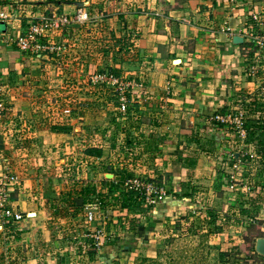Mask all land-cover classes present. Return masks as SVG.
Instances as JSON below:
<instances>
[{
  "label": "crops",
  "instance_id": "1",
  "mask_svg": "<svg viewBox=\"0 0 264 264\" xmlns=\"http://www.w3.org/2000/svg\"><path fill=\"white\" fill-rule=\"evenodd\" d=\"M76 7L83 8L90 20L55 32L61 41L59 56L57 52L19 51L15 40L30 21L43 14L71 15ZM0 12L8 16L0 20V175L20 169L10 168L9 156L26 157L28 153L9 147V140L16 144L30 141L34 148L31 154L46 156L45 168H21L24 177L13 186L18 196L12 206L22 214V220L15 224L26 230L22 238L20 233L14 234V244L23 245L31 236L42 238L29 246L31 250L40 246L41 251L36 248L26 256L20 252L26 264H134L137 253L156 255L165 246H153L145 235L140 236V246H133L139 231L135 225L127 229L126 223L139 219L145 227L154 222V230L162 232L163 240L169 213L178 219L191 208H196L197 214L219 208L228 224L235 221L230 229L235 234L241 225L255 221L262 222L264 228V208H258L264 205V198L260 192L254 194L255 190L264 191V165L259 163L260 157L264 161V150L257 144V127L264 126V0H0ZM249 33L260 42L263 39L261 50L249 52L252 47L248 41L254 40L247 37ZM234 36H241L243 42L233 44ZM80 37L98 42L95 48L105 44L112 56L106 60L92 50L94 54L76 50L72 41ZM87 54L83 60L82 55ZM107 61L113 62L114 69H124L119 73L128 79L143 82V86L127 91L129 112L120 119V127L132 124L135 146L113 151V145L120 147L126 141L125 136L123 140L113 137L116 142L109 141L106 152L102 146L89 147L101 150L109 161L115 155L125 159H119L120 163L115 159L114 167L101 173L105 179V174L113 172V184L167 180V185H155L165 189L164 199L150 206L144 197L143 208L149 206L150 210L140 214L131 215L110 200L104 201L102 208L97 199L84 203L81 197H64L71 186L79 190L91 184L99 189L100 181L73 178L79 168H72L70 162L76 160L78 149L74 144L68 148L66 142L72 137L67 130H30L32 125L42 121L49 125L56 119L47 118L49 114L42 111L54 108L46 106L51 102L45 103L46 94L59 92L51 89L67 93L70 88L79 90L67 85V74L72 73L74 80L86 66L91 76ZM74 64L78 67L74 74L73 70L64 75L60 71ZM215 116L228 121L220 123ZM236 117L242 120L243 136L235 127ZM61 119L66 123L67 116ZM38 141L43 144L38 145ZM68 152L75 157L67 156ZM132 155L137 160L145 158L140 167H125ZM59 156L65 157L63 168L52 167L50 158ZM23 172L31 173L28 180ZM231 173L239 181L235 188L224 179ZM168 186L171 191L167 194ZM116 194L113 191L112 196ZM76 219L82 224L77 225ZM6 223L0 220L1 231ZM61 236L68 237L67 241H60ZM71 237L77 241L71 242Z\"/></svg>",
  "mask_w": 264,
  "mask_h": 264
},
{
  "label": "rangeland",
  "instance_id": "2",
  "mask_svg": "<svg viewBox=\"0 0 264 264\" xmlns=\"http://www.w3.org/2000/svg\"><path fill=\"white\" fill-rule=\"evenodd\" d=\"M76 10L77 7L75 11ZM75 11L71 15H66L68 20H70L69 22L75 20ZM59 31L60 29H53L49 31L48 34L45 36V38L41 40V44L45 46V49L37 50V52L48 51L53 54L57 52L59 56L61 51V47H60L61 41H59V37L56 36L57 35L56 33ZM88 32L89 31H87V33ZM247 36L251 38L254 37L256 39V37L252 33H249ZM106 38H101V40H106ZM72 42L76 44V46L74 47L76 48V50H83V52L86 51L87 53L94 54L93 52L90 51L92 50L94 52H97V54L103 55L102 58H105L106 60L107 58L109 60L110 56H112V54H110L108 51V47L107 48L103 47V45H105L103 43L99 44L97 48H95L94 47L96 46L95 44L98 43L95 40H92V42H90V40L88 39H86V41H83V37H80L77 41L74 40ZM248 42H250L249 46L252 47V49L249 50L250 53L255 51V49L261 50L263 48V43H262L263 39L261 42H259V45L257 43L256 45L254 40L253 41L249 40ZM253 46H255L256 48ZM102 50L104 51L103 53ZM76 53L79 54L80 52L76 51ZM58 56L56 57L58 58ZM84 56L89 57L88 54L82 55V59L84 58ZM87 61L89 62V58L87 59ZM110 62L111 61H107L104 62L103 64H100V67H97L96 71H94L93 74H91V76H89L90 73H87L88 69L86 66L82 68L83 73L79 74L80 77L77 76L74 80H73V76H71L72 73L67 74L68 77V79L66 78L67 85H69V87H71V85H75V87L78 86L79 90L75 92L74 90H72V88H70L69 92L67 93L65 90L51 89V91L58 90L59 92L46 94L45 103L51 102V104H47L46 106L54 105V108L51 107L52 109L50 110L47 108H43L42 111L45 112L44 114L45 116L49 114L47 118L55 117L56 119L51 121L49 125L48 122H43L41 119L42 121L41 125H45L46 123L47 125L41 126L40 124H35L32 125L33 128L30 129L31 131L33 129H40V128H41L40 130H44L45 129L44 127H46V129L49 128L52 130V132L53 131L55 132L57 131V128H64L65 130H67V132H69L70 137H72V140H67L66 142L68 143L67 146H70L68 148H73L74 146L71 145L74 144L75 147L78 149V152L76 151L78 153V155L76 156L77 157L76 160L75 161L72 160L70 163L71 164L73 163V165L71 166L72 168H79L78 172L74 170V176H73L74 179L77 178L79 181L83 179L84 181L87 182L98 179L101 182L103 180L101 173L103 171L108 170L109 168L114 167L115 159H117L118 162L119 159H121V156L117 157L115 155L113 161H109V157L105 158V154L104 155L102 154L100 160L93 161L91 160V157L85 155L84 151L86 148H88L89 146H102V148H104V151L106 152V150L108 151V149L105 147H107L109 141L114 140L113 137H117L119 140L120 139L123 140L125 136L127 138L135 137L134 136L135 131L132 130V124L126 125L124 127H120L122 126L120 124L121 122L120 119L122 117H126L125 115L129 112L128 109L129 95L127 94V91L129 90L131 91L133 90V88L136 89L139 88L140 86H143V82L138 78L136 80H133L131 78L128 79V77L123 76L119 72L123 71L124 69H120V70L117 68L114 69L113 67H111V64L113 62H111V64ZM58 66L59 65H56L57 68ZM77 68L78 67L75 66L74 64L73 67H70L68 69L65 68V70L63 69L60 71H63V75H64L66 72L69 73V70H73V74H74V71H76ZM95 76H98L101 79L95 80ZM122 97L126 102V107L124 109H121L120 106V102H121L120 99ZM57 108L59 110H55ZM52 112L58 113L59 116L56 114L52 115L51 114ZM75 112L77 114V117L73 114ZM37 113L38 115H41V112L38 111ZM61 116L62 117L67 116L66 123L65 120L61 119ZM71 118L73 119L75 118V119L73 120ZM52 122L55 123L50 126ZM65 124H67L68 126L65 127ZM114 142L116 141L114 140ZM37 143L38 145L43 144V142L41 141H38ZM137 143L138 142H136V147L138 146ZM7 144H9V147L13 146L14 150L15 149L16 150L24 149L25 151L28 150L27 151L28 153H26L27 154L26 157L9 156V159L11 160L10 168H20L14 171L10 170L11 172H8L9 170H7L6 173L16 177L14 187L18 185L19 183L18 179L21 180V178L24 177V175L21 174V171H23L24 169L21 168H45L46 161H44V159L46 156L39 157L37 156V154H31V152H33V150L31 149L34 148L33 145H31L30 141L28 142L24 141L22 144L21 143L16 144L15 141L9 140ZM123 145L125 146V144ZM134 146L135 144L132 143V148ZM113 147H115L113 148V151H115L117 148L119 150L122 149L121 147L118 146L116 147V145H113ZM125 147H124L125 151L129 150L130 148V146L126 148ZM69 154L70 152H68L67 156ZM70 156L75 157L73 153L72 155L70 154ZM64 158L65 157L62 156L56 157L55 159L50 158V162L53 165H55V166L52 165V167L63 168L65 164ZM260 158L261 160H259L258 158L259 163L261 165H264L263 157ZM144 159L145 158L142 157V160ZM38 160H40V162ZM124 160L121 159L122 162H124ZM130 160L125 162L126 168H131V167L133 168V166H136L138 168L142 164V160L134 159L133 155L130 158ZM74 163L76 165H74ZM80 168L83 169L81 170ZM17 171H20L19 174L17 173ZM126 172L129 173L130 171H126ZM23 173L28 174V177L27 178L25 177L26 180H28L31 173L30 172L29 173L23 172ZM232 175L233 173L229 175L230 177H228L227 180L224 177L225 181L231 184V188H233L235 184L239 182V181H235V179L231 177ZM125 176H126L125 174H122L123 178ZM131 177H133V173ZM151 180H153L152 183L154 185L161 184L162 182L163 184L166 185L168 184L167 180L166 182L163 180H158L156 178ZM142 184L147 185L149 184V181L147 183L146 181L145 183L142 181ZM162 190L165 189L162 188ZM113 191L117 192L116 190ZM170 191L171 189L168 186L167 194ZM216 192H219V189H216ZM259 192L262 193L264 198V194H263L264 191L262 190H255L254 194L256 195ZM16 193L17 192L14 191L11 192L10 195L11 205H12V200L16 199L18 196ZM245 195H247V193ZM200 203L202 204L201 201ZM148 207L143 208V211L145 209L146 211L150 210ZM259 207L264 208V205H260L258 206V208ZM208 209H209L208 211L202 210L204 211V213L197 214L198 210H196V208L192 210L191 208L189 214L186 213L184 214V216H181L178 219H172L171 213H169L167 217L168 219L167 225L166 223L164 225V230L166 231L164 232L165 238L163 240L161 239L162 232L158 234V232L154 230L155 229L154 224L156 223L150 222L151 224H153V226L149 224L147 225L148 220H145L147 226L143 227L140 224L141 222L139 219H131V222L129 224L126 223L125 226L127 227V229H131L132 228L131 226L135 225V228L139 231L138 235L136 236V242L133 244V246L135 245L140 246L141 235H145L148 239L147 242H150L153 246H159L160 244L165 246L164 249H159L156 255L154 252L137 253V257L136 260L134 261V264H264V258L257 255L254 249L252 248V246H254V241L256 238L264 237V228H262L261 226L262 222L255 221L254 224L250 223V224L241 225L240 227L242 228L239 231V234H235L234 233L235 231L230 230L231 227H234L235 221H233L232 223L229 222L228 224L225 221V218L223 217L224 214H221L223 216L219 214L220 212L219 208L217 209L216 207V209L214 208H208ZM236 209L239 211L238 207ZM252 209H253L252 212L255 213L256 207L254 206V208ZM77 213L79 212L77 211ZM130 213L131 215L140 214L137 212H130ZM144 217H147V215ZM135 220L136 221L138 220L139 223H135ZM75 223L77 225L82 224L78 221V219L75 220ZM18 228L19 227L18 225L15 224V222L14 225L12 222H7L4 230L3 231L0 230V264H23V262L24 264H26V260H25L26 258L24 257V254L26 256L28 251H34L36 248L38 249V251L39 250L41 251L40 246L35 247L34 250H31L32 248H29L31 244H35V242H38L39 238L42 239L41 237L38 236L36 237L31 236V238L28 237V239H31V241H28L23 245L19 243L14 244V234L16 232L20 233L21 238L24 237L25 235L26 230L25 229L19 230ZM78 229H83V227H78ZM228 233H231V235H229ZM20 235L18 238H20ZM74 235L75 233L72 236ZM21 238L19 239V242ZM67 239L68 237L63 238L61 236L59 240L67 241ZM70 240L71 242H76L77 238L73 240L71 237ZM18 247L20 248V250L17 249ZM22 251L24 252V254L23 253L20 254V252ZM121 257L123 258L124 256L122 255Z\"/></svg>",
  "mask_w": 264,
  "mask_h": 264
},
{
  "label": "built area",
  "instance_id": "3",
  "mask_svg": "<svg viewBox=\"0 0 264 264\" xmlns=\"http://www.w3.org/2000/svg\"><path fill=\"white\" fill-rule=\"evenodd\" d=\"M8 16L4 12H0V20L3 21L7 19ZM256 20V17H253ZM89 20L88 14L83 11V8L79 7L75 11V20H68L66 15H57V14H43L38 18L33 19L27 24V27L20 32L18 37L15 40V44L19 51L29 52L44 50L45 46L41 44V40L45 38L49 31L53 29H63L69 28L71 23H86ZM248 35V34H247ZM249 39L251 37L247 36ZM253 38V37H252ZM257 44L260 42V38H253ZM101 79L98 76H95V80ZM121 109L126 107V102L122 97L120 99ZM241 115V114H240ZM215 121L220 123H226L228 120L221 118L220 116H215ZM236 121L235 127L239 130L240 135H244L242 120H239L237 117L234 118ZM15 178L9 174L0 175V218L5 222H19L22 219V214L17 211L10 203V195L13 191V186L15 183ZM124 187L127 189H135L140 191L148 205L154 206L164 199L166 196L165 190H162V187H156L152 183L147 185L142 184L139 180H129L124 183Z\"/></svg>",
  "mask_w": 264,
  "mask_h": 264
},
{
  "label": "trees",
  "instance_id": "4",
  "mask_svg": "<svg viewBox=\"0 0 264 264\" xmlns=\"http://www.w3.org/2000/svg\"><path fill=\"white\" fill-rule=\"evenodd\" d=\"M257 130L259 131V134L257 136L258 137L257 144L261 148V150H264V126L257 127ZM132 143L133 141L131 140V138H127L126 141L123 142L125 146L127 145L126 147L131 146ZM123 144H121L120 147L124 149L125 146ZM84 153L88 157H95V158H99L103 154L101 150L93 147L86 148ZM108 174L115 175L113 172H110ZM124 181L122 182L120 181L117 182L116 184H113L112 180L103 179L99 184V189H97V187L91 184H87L84 187H81L79 190H77L74 186H71L69 190L63 193V195L67 199L72 198L73 196L81 197L84 203L85 201H92L93 199H97L102 204L101 206L102 208L105 207L104 201L110 200L113 201L112 202L113 206L118 205L120 209H126L130 212L142 213L143 205H144L143 194L138 190L125 188ZM105 189H107L108 191L107 193ZM113 190L117 191V194L114 197L112 196ZM252 248L254 249V246H252Z\"/></svg>",
  "mask_w": 264,
  "mask_h": 264
},
{
  "label": "water",
  "instance_id": "5",
  "mask_svg": "<svg viewBox=\"0 0 264 264\" xmlns=\"http://www.w3.org/2000/svg\"><path fill=\"white\" fill-rule=\"evenodd\" d=\"M79 26H80L79 24H71L70 25L71 28H76V27H79ZM232 42H233V44H236V45L241 44L243 42V38L241 36H234L232 38ZM175 62L178 63L179 60H176ZM237 156H238V154L236 153L235 157H237ZM104 178L111 180L113 178V175L112 174H105ZM29 215L33 216V214H29ZM254 251H255V253L257 255H259V256L264 258V237H258V238L255 239V241H254Z\"/></svg>",
  "mask_w": 264,
  "mask_h": 264
}]
</instances>
